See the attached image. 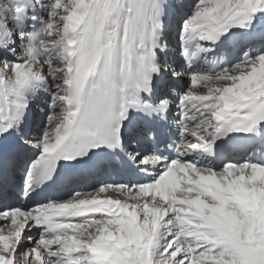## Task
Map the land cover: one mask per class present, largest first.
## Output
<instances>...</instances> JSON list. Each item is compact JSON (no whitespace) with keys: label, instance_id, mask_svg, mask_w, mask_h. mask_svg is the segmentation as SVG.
I'll list each match as a JSON object with an SVG mask.
<instances>
[{"label":"snow or ice","instance_id":"obj_1","mask_svg":"<svg viewBox=\"0 0 264 264\" xmlns=\"http://www.w3.org/2000/svg\"><path fill=\"white\" fill-rule=\"evenodd\" d=\"M0 264H264V0H0Z\"/></svg>","mask_w":264,"mask_h":264},{"label":"bare ground","instance_id":"obj_2","mask_svg":"<svg viewBox=\"0 0 264 264\" xmlns=\"http://www.w3.org/2000/svg\"><path fill=\"white\" fill-rule=\"evenodd\" d=\"M173 43H174V41H173Z\"/></svg>","mask_w":264,"mask_h":264}]
</instances>
